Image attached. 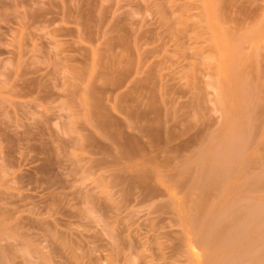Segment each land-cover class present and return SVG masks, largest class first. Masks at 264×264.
<instances>
[{
  "label": "rangeland",
  "instance_id": "rangeland-1",
  "mask_svg": "<svg viewBox=\"0 0 264 264\" xmlns=\"http://www.w3.org/2000/svg\"><path fill=\"white\" fill-rule=\"evenodd\" d=\"M0 264H264V0H0Z\"/></svg>",
  "mask_w": 264,
  "mask_h": 264
}]
</instances>
